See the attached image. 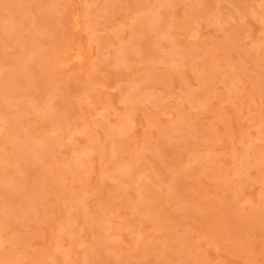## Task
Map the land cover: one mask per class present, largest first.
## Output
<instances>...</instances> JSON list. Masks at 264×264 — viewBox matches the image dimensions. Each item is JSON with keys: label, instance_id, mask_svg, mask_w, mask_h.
<instances>
[{"label": "rangeland", "instance_id": "1", "mask_svg": "<svg viewBox=\"0 0 264 264\" xmlns=\"http://www.w3.org/2000/svg\"><path fill=\"white\" fill-rule=\"evenodd\" d=\"M0 264H264V0H0Z\"/></svg>", "mask_w": 264, "mask_h": 264}, {"label": "bare ground", "instance_id": "2", "mask_svg": "<svg viewBox=\"0 0 264 264\" xmlns=\"http://www.w3.org/2000/svg\"><path fill=\"white\" fill-rule=\"evenodd\" d=\"M164 1V0H163ZM159 5V4H158ZM151 12V11H150ZM155 15V14H154ZM151 19H153V18H151ZM151 19L149 20V21H151ZM156 22V21H155ZM80 48V49H79ZM66 50V49H65ZM68 51V52H67ZM66 52H67V56L60 62V60H59V62L60 63H58V64H60V66H66V65H69V64H73L74 66H77V67H85L84 65H86L85 63V60H86V58H87V54H86V51H81V47H78V48H72V47H69V49L68 50H66ZM65 52V53H66ZM84 52H85V54H84ZM64 55H62V56H64ZM196 98V97H195ZM192 99V98H191ZM227 101V100H226ZM214 129V128H213ZM45 140V139H44ZM27 141V140H26ZM29 141V140H28ZM32 141V140H31ZM42 141V140H41ZM46 141V140H45ZM45 141H43V142H45ZM23 142V141H22ZM30 142V141H29ZM40 142V141H39ZM23 143H25V141L23 142ZM22 144V143H21ZM30 144H32L31 142H30ZM17 148V147H16ZM32 149V148H31ZM39 149V148H38ZM32 154V153H31ZM83 154V153H82ZM39 158V157H38ZM35 161V160H34ZM79 164V163H78ZM248 199V198H247ZM250 204V203H249Z\"/></svg>", "mask_w": 264, "mask_h": 264}]
</instances>
